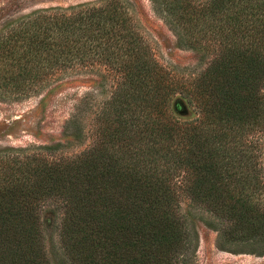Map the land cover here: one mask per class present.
Wrapping results in <instances>:
<instances>
[{
	"label": "trees",
	"instance_id": "1",
	"mask_svg": "<svg viewBox=\"0 0 264 264\" xmlns=\"http://www.w3.org/2000/svg\"><path fill=\"white\" fill-rule=\"evenodd\" d=\"M126 3L41 10L3 42L10 93L94 67L113 89L89 123L75 117L91 145L74 158L0 153V264H52L48 220L68 264H191L192 210L220 249L264 255V0L160 3L179 44L209 58L188 78L156 60Z\"/></svg>",
	"mask_w": 264,
	"mask_h": 264
},
{
	"label": "rangeland",
	"instance_id": "2",
	"mask_svg": "<svg viewBox=\"0 0 264 264\" xmlns=\"http://www.w3.org/2000/svg\"><path fill=\"white\" fill-rule=\"evenodd\" d=\"M104 2L105 0H0V53L3 46L11 41V30L17 22L35 12L53 8L68 9L85 4L100 5ZM125 2L137 30L161 65L185 78L196 75L206 67L208 57L203 59L205 56L202 52L179 44L160 7L163 0L156 3L152 0ZM8 63L10 61L0 59V77L5 68H10ZM49 79L45 85L37 86L31 92L17 94L10 93L11 84L3 83L0 78V153H12L10 149L23 148L33 151L36 147L59 144L56 150L58 154L74 158L90 147L91 139L87 132L81 142L75 140V117L83 122L91 121L94 110L101 108L102 103L111 96L113 79L110 74L105 68L94 67L54 73ZM173 109L181 119L191 120L196 116L195 109L188 102L176 101ZM187 208L184 204L183 209ZM191 212L193 224L189 223V229L197 234L192 248L195 251L190 253L191 264H264V255L233 253L220 249L218 232L205 223L210 217L193 210ZM44 213L49 214V209ZM48 221L46 226L50 227L47 228V249L51 262L68 264L60 244L57 224L53 225ZM234 248L242 247L237 245ZM244 248L246 252L251 250L250 247Z\"/></svg>",
	"mask_w": 264,
	"mask_h": 264
}]
</instances>
